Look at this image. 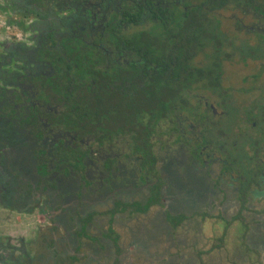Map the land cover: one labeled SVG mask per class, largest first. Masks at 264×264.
<instances>
[{"label": "flooded vegetation", "instance_id": "flooded-vegetation-1", "mask_svg": "<svg viewBox=\"0 0 264 264\" xmlns=\"http://www.w3.org/2000/svg\"><path fill=\"white\" fill-rule=\"evenodd\" d=\"M22 20L31 25H44V22L34 17ZM252 27L257 30L255 25ZM29 30L32 41L19 40L6 44V52L1 55L3 58L0 60V89L17 92L24 98L21 105H25L26 111L30 114L32 111H37L30 110L28 106L40 105L42 108V100H36L39 94L31 86L26 87V92H29V95L26 96L24 90L14 84V79L17 76L39 75L44 72L42 68L49 65L44 62H28L24 55L15 53H34L38 49V40L42 29L37 30L29 27ZM256 43L253 45L254 47L257 45ZM252 53V57L242 60V53L227 52L231 55L240 54L243 64L248 62L259 64L256 67L257 71L252 75L253 81L250 87L239 91L237 97L231 93L235 90L224 88V63L227 60H223L218 73V82L205 81L201 83L204 91L216 94L214 103L201 97L196 103L200 104V108L197 110L198 114L192 118L189 113L179 117L173 115L169 117L170 122L168 121L164 128H162L163 123L159 119L154 123L153 134L150 135V139L148 138L149 147H145L143 140H134L127 133L115 138L108 136L102 144L97 132L79 140L80 144H85L84 151L89 149L90 159L87 160V167L83 171L71 169L75 170V179L69 182V177L63 176L62 172L53 173L50 176L40 177L42 184L38 189L39 184L34 182L35 178L30 173L32 170H27L23 166L26 165L28 158L30 159L34 155L32 145L49 146V153L45 158L46 161L52 163V159H55L54 152L61 145L58 140H63V145L68 147L75 142L74 140H78V135L83 131L73 128L65 130L58 120L57 111L53 110L54 107L50 108L49 113L55 112V118H48L43 111L37 115L40 125H43L44 129H49L50 134L53 135L50 140H47L49 138L43 142L33 140L32 136L26 135L25 130L19 126L15 127L19 131L6 128L5 131L0 132V146L3 145L2 143L6 145L4 148L0 147V151L4 153L2 163L14 177L10 176L12 180L17 182L15 189H19L18 184L21 181L16 177V174L20 175L23 180L29 179L27 182L29 188L23 190L24 194L21 193V201L17 200L24 204L23 208H15L22 213L31 214L37 210L43 212L50 221L51 230L53 232L54 230H63L68 235L71 234L75 239L74 243L77 249L79 246H83L79 237L83 228L87 235L90 229L96 226L95 218L92 223L87 225L83 224L82 220L95 215L97 204L105 207L107 211L103 212L104 214L117 208L118 203L120 204L119 209L122 210L126 207L125 213L115 215L116 219L120 215H131L129 213L135 212L133 209H128L129 206L134 204L145 206L156 193L155 198L160 200L162 205L153 206L147 213H135L133 217H130L146 220L154 208L159 209L155 212L157 217L153 223L156 228L154 235H158L156 238L158 242L154 245L156 251H171L172 246L182 247L183 244H186V239L181 241L177 238L178 231H180L188 236V247L196 251L200 250L198 243L201 240H204L205 246L213 241L209 244V249L215 245L227 251L228 245H231L227 238L229 236L236 237L241 233L245 239H239L240 245L244 248L245 253H252L248 248L249 238L246 241L247 234L258 231L264 235V84L261 82L264 79V51L260 54ZM17 61L21 63L24 73H13L10 77L5 76L6 73L2 70L5 67L9 68L12 63ZM186 65L188 67V59ZM155 68L154 64L151 69ZM186 74V83L188 84V68ZM116 76L120 79L110 76L107 81L111 86L105 101L114 106L119 100H123L119 104H126L129 98H137L140 90L143 89L141 75L132 71L121 76L116 74ZM115 86L119 88H115ZM99 94L102 93L98 88L91 92L94 105L97 102H102ZM241 94L251 96L252 101L240 105ZM28 98L31 101H28ZM185 99L187 103L188 101L192 103L190 100L192 98L188 96V88ZM33 100H36V103H33ZM2 105L4 104H0V107ZM133 105H141V102L136 99ZM56 108L58 109L57 106ZM0 113H3V117H5H0V127L14 122V117L18 115L13 114L12 111L6 112L1 109ZM3 120H6V123ZM176 123L177 126H175ZM176 127L179 132L175 130ZM162 134L165 135L162 136ZM143 137L140 135L141 139ZM143 149H146V152H143ZM145 153H148V158H145L144 161L142 155ZM225 155L228 157L242 155L247 159L246 165L234 167L237 162L236 157L230 158L231 162H229L228 160L224 161ZM113 160L116 162H111ZM81 176L88 178L89 183L83 184ZM47 182L55 183L56 188L48 187V190L45 191ZM11 186L13 187V185H9V187ZM154 188L157 189L156 192H154ZM13 189H11L12 192ZM79 192L82 193L79 194ZM14 193L9 195V199L14 198L16 192L14 191ZM11 195L13 196L10 197ZM9 207L10 209L14 208L13 206ZM205 223H208L217 232L207 235L206 228H202ZM114 224L113 222L111 225L113 229ZM109 229L110 223L107 234ZM166 236L168 239L164 242L163 238ZM109 240H105V242L115 244ZM120 240L118 248H121ZM101 241H97V243L105 247L107 251L109 245L107 242L105 244ZM57 242V239H53L51 243L57 245ZM64 242L66 241L62 240L57 246ZM57 246L56 248H58ZM75 254H69V259L77 260ZM106 257L111 260L113 256L107 254ZM180 258L183 256L174 258L169 254L158 257L156 260L158 263L154 264H177V259ZM252 258L251 263L259 261L254 259L253 255ZM222 261L230 264L232 258H222ZM115 262L123 264L124 259H116Z\"/></svg>", "mask_w": 264, "mask_h": 264}, {"label": "trees", "instance_id": "trees-1", "mask_svg": "<svg viewBox=\"0 0 264 264\" xmlns=\"http://www.w3.org/2000/svg\"><path fill=\"white\" fill-rule=\"evenodd\" d=\"M11 3L10 10L20 18L34 17L44 22L38 49L34 53H15L24 55L28 62H44L49 66L43 67L44 72L39 75L17 76L14 79V84L22 88L26 96L29 95L26 87L31 86L38 92L36 100H42V103L39 102L42 108L40 105H27L37 112L29 114L26 106L21 105L24 98L17 92L0 89V104H4L0 109L18 114L14 117L16 123L0 127V132L6 128L19 131L15 128L19 126L33 140H50L53 135L40 125L37 115L43 111L48 118H55V112L49 113L52 107L65 130L83 131L78 140L68 147L63 145V140H58L61 145L55 150L52 163L45 158L49 146L32 145L34 155L23 167L32 170L30 173L35 178L34 182L39 184L38 189L42 184L40 177L62 172L63 176L69 177V182L75 179V170L71 169L83 171L87 167L90 151H84L85 144H80L79 140L93 132H97L101 144L108 136L115 138L127 133L134 140H143L145 147H149L147 141L153 134L154 123L159 119L167 124L169 117L179 113H189L191 118L198 114L200 104L187 103L186 90H193L192 85L203 80L218 82L223 60L234 58V55L227 54V48L242 53V60L252 57V52L260 54L264 51V0H11ZM228 13L236 22L238 34L255 31V47L249 42L238 47L222 31L220 20ZM238 14L256 19L259 22L255 25L257 30L244 25ZM208 51L210 54H207ZM200 54L205 56L207 63L197 67L194 63ZM154 64L156 68L151 69ZM132 71L141 75L143 84L137 98H129L126 104H119L123 100L114 106L107 103L105 97L109 95L111 85L107 81L110 76L117 78L116 74L121 76ZM97 88L101 90L99 97L102 102L94 105L91 92ZM136 99L141 105H133ZM3 116L0 113V117ZM3 122L6 123V120ZM175 130L179 132L177 127ZM140 135L144 136L143 139ZM2 144L1 148L6 147ZM142 156L145 161L148 153ZM16 177L21 181L19 189L14 190L15 200L21 201L23 190L29 188V179L23 180L18 174ZM82 182L88 184L89 180L84 176ZM46 185L45 191L48 187L56 188L55 183L47 182ZM155 197L156 193L145 206H129L128 209L135 211L129 216L147 213L153 206L162 205ZM117 206L111 212L100 214L111 217L107 238L114 240L116 248L119 237L111 225L115 215L126 211V207L119 209V203ZM98 215L95 213L82 220L83 224L92 223ZM85 232L83 228L80 236L85 237Z\"/></svg>", "mask_w": 264, "mask_h": 264}, {"label": "rangeland", "instance_id": "rangeland-1", "mask_svg": "<svg viewBox=\"0 0 264 264\" xmlns=\"http://www.w3.org/2000/svg\"><path fill=\"white\" fill-rule=\"evenodd\" d=\"M11 4V0H0V60L3 58L1 55L6 52V44L18 42L19 40L32 41L29 27L37 30L44 28V25H31L25 23L22 18L12 13L10 10ZM237 17L244 22V25L250 28L253 24L256 25L259 23L253 17H243L241 14H238ZM220 21H222V31L227 33L235 41L236 46L240 47L244 42H249L250 45H254L257 42L254 32L237 33L235 28L236 22L231 18V14L222 15ZM226 51L229 53L232 52L230 48H227ZM207 54H210V51H208ZM240 57V54H236L234 58L224 63L223 87L235 90L231 91V93L236 97L239 91L247 89L248 86L250 87L253 81L252 75L257 71V65L259 66V64L251 62L243 64ZM205 63H207L205 56L200 54L198 58H196L194 64L197 67H202ZM2 71L6 73V75L4 73L5 76L9 77L13 73H24L23 67L18 61L12 63L9 68L5 67ZM205 81L206 80H203L202 82ZM261 82L264 84V79H262ZM201 83L192 85L193 90L188 92V96L192 98L190 99L192 100V104H196L201 97H205L207 101L214 103L216 94H213L211 91H204L203 84ZM240 98V105L247 104L253 99L251 96H243L242 94ZM216 107L219 110V106L217 105ZM177 116H182V113H179ZM164 127L165 124H162V128ZM3 157L4 153L0 151V264H116V259L120 258L124 259L123 264H154L156 262L158 263V261H156L158 257H164L169 254L175 256L179 253V250L158 252L154 249V245L158 242L156 239L158 235H154L155 227L153 223L157 215L153 213L149 214L146 220L142 218L130 219L127 217L128 219L120 218V220L116 219V221H114V231L119 239H121L120 242L123 243L124 247L123 249H118L116 248V243L113 245L106 241L109 245L107 254L113 256L112 259L109 260V258L106 257L107 251L105 247L98 244L97 241L103 240L101 242H105V240H109L106 232L109 227L110 216H101L100 214H104L103 212L107 210L103 205L98 204L96 207L97 212H95L99 214L95 217L96 226L91 228L90 232L85 237H81L79 234L80 242H83V246H79V248L76 249L74 237L71 234L68 235L67 232L65 233L63 230H54L53 232L50 227V221L45 217L43 212L37 210L31 214L22 213L18 209L23 208L24 204L15 200L17 196L15 195L13 198V195H11L10 197H12V199H9V195L14 193L11 189L14 188L13 190H15L17 182L16 180H12L14 177L10 174L11 172L4 167L2 163ZM233 157L235 158L236 155L232 157L225 155L224 161L228 160L231 162L230 158ZM246 160L247 159L242 155L237 156V162L234 164V167H240V165L245 166ZM10 176H12V178ZM9 185H13V187H9ZM9 206H11V208L13 206L14 210L10 209ZM15 207H18V209ZM120 226L121 229L118 228ZM177 238L182 239L183 237L177 236ZM53 239H57L58 244L62 240L66 242L63 243L64 245L60 244L57 246L58 244L55 245V243H51ZM167 239V236L163 238L164 242ZM228 239H230V236L227 240ZM111 240L112 239L109 241ZM112 241L114 242V240ZM211 243H213V241ZM56 246L58 248H56ZM119 250H121V252ZM181 252L179 255H188V251ZM195 252L197 251L191 253L192 257H194L193 255ZM69 254H75L77 260L69 259ZM126 254H129V256H126Z\"/></svg>", "mask_w": 264, "mask_h": 264}, {"label": "crops", "instance_id": "crops-1", "mask_svg": "<svg viewBox=\"0 0 264 264\" xmlns=\"http://www.w3.org/2000/svg\"><path fill=\"white\" fill-rule=\"evenodd\" d=\"M156 211H159L158 208H154L149 214H153ZM148 214V215H149ZM130 218V216L127 215H120L118 218V220H120V218ZM127 218V219H128ZM115 219V221H116ZM131 219V218H130ZM137 219V218H134ZM119 229H121V226L118 227ZM202 228H206L205 231L207 232L206 234L209 235L210 233H215L217 232V230H214L213 227H211L208 223L203 224ZM156 229V228H154ZM203 229V230H204ZM118 230V229H117ZM214 230V232H213ZM179 233L177 234V236L183 237L184 239H186V244H183L182 247L180 246H172V250L173 251H177L179 250V253H183L184 251H188V255L185 254H176L175 256H173V254H171V257L174 258H179L180 256H183V258L177 259L178 263L177 264H228L225 261H222L223 259L228 258H232V261L230 264H264V235L261 232H252V233H248L247 237H246V241L247 238H249L248 240V248L252 251V253L247 254L244 251V248L242 247V245H240V238L245 239L244 237H242V234L240 233L239 235H237L236 237L234 236H230V240L229 242H231V245H228L229 247L227 248V251L225 249L222 250V248H219L217 246H213L211 249H209V244H211V242L208 243L207 246L206 243L204 242V240L198 243V245L200 246V250H198L197 252H195V254L193 255L194 257H192V252L196 251L190 247H188V236H186L184 233H180V231H178ZM230 235V234H229ZM238 237V239H237ZM179 238L181 241L184 239ZM229 238V237H228ZM236 243V245H235ZM164 246V245H163ZM177 246V247H176ZM123 243L121 242V248L123 249ZM216 250V251H212V250ZM128 254H126L127 256ZM252 255L255 256L254 259L259 260L258 262L255 263H251L250 260L253 259Z\"/></svg>", "mask_w": 264, "mask_h": 264}]
</instances>
